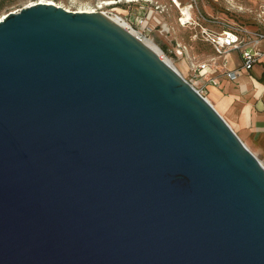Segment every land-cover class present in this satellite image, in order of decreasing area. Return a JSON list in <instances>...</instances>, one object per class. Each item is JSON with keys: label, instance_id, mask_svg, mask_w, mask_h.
Returning <instances> with one entry per match:
<instances>
[{"label": "water", "instance_id": "water-1", "mask_svg": "<svg viewBox=\"0 0 264 264\" xmlns=\"http://www.w3.org/2000/svg\"><path fill=\"white\" fill-rule=\"evenodd\" d=\"M0 264H264V166L115 20L54 4L11 12Z\"/></svg>", "mask_w": 264, "mask_h": 264}, {"label": "rangeland", "instance_id": "rangeland-1", "mask_svg": "<svg viewBox=\"0 0 264 264\" xmlns=\"http://www.w3.org/2000/svg\"><path fill=\"white\" fill-rule=\"evenodd\" d=\"M42 0H0V17ZM71 11L94 10L119 19L143 41L158 47L161 59L172 63L191 85H205L196 77L197 67L219 59L207 33L230 27L258 28L264 19V0H51ZM106 2V3H105ZM192 7V19L182 26L181 8ZM66 9V10H67ZM143 22V23H141ZM165 26L170 30L166 31ZM236 57L237 50L230 52ZM199 82V83H198ZM263 165V164H262Z\"/></svg>", "mask_w": 264, "mask_h": 264}, {"label": "crops", "instance_id": "crops-1", "mask_svg": "<svg viewBox=\"0 0 264 264\" xmlns=\"http://www.w3.org/2000/svg\"><path fill=\"white\" fill-rule=\"evenodd\" d=\"M242 65L241 50H237L236 57L229 52L224 70H237L238 77L231 81L221 76L219 87L207 86L208 98L264 165V54L250 70Z\"/></svg>", "mask_w": 264, "mask_h": 264}, {"label": "built area", "instance_id": "built-area-1", "mask_svg": "<svg viewBox=\"0 0 264 264\" xmlns=\"http://www.w3.org/2000/svg\"><path fill=\"white\" fill-rule=\"evenodd\" d=\"M207 36V41L216 50L219 56L218 58L223 59V61L220 62L219 60L213 59L210 62L200 64L196 69L197 79L204 80L206 84L202 86H199V84L197 88L194 85L192 86L205 99L208 98L207 86L219 87L221 76L231 81L237 79V70H224L226 57L229 52L232 50H241L243 69L250 70L258 63L264 54V19L255 30L237 26L224 29L220 33H207Z\"/></svg>", "mask_w": 264, "mask_h": 264}, {"label": "bare ground", "instance_id": "bare-ground-1", "mask_svg": "<svg viewBox=\"0 0 264 264\" xmlns=\"http://www.w3.org/2000/svg\"><path fill=\"white\" fill-rule=\"evenodd\" d=\"M128 1H130V2H138L139 0H128ZM39 3H41V4H54L55 6H58V7H63V6H61V5H59V4H57L56 2H54V1H51V0H42V1H40V2H36V3H33V4H31L30 6H32V5H36V4H39ZM106 3V2H105ZM67 9V8H66ZM68 10V9H67ZM68 11H71V10H68ZM181 11H182V15H183V17H182V19H181V22H182V26H186V24L187 23H189L190 22V20L192 19V7L191 6H187V7H184V8H181ZM72 12H87V13H94V12H96V11H94V10H79V11H72ZM14 13H18V12H14ZM7 15H5V16H3V17H0V22L1 21H3V19L6 17ZM113 20H115L116 22H118L119 24H121L123 27H125V25H123L120 21H119V19H113ZM165 28H166V31H169L170 29L167 27V26H165ZM136 35V34H135ZM136 36H138V35H136ZM147 46H149L152 50H154V51H158V47L155 45V44H153L152 42H148V41H143ZM158 53V52H157ZM163 60V59H162ZM164 61H166V60H164ZM166 62H168L172 67H173V65H172V63L171 62H169V61H166ZM174 68V67H173ZM175 69V68H174ZM178 72V71H177ZM207 100L209 101V102H211V99H209V98H207ZM211 104V103H210ZM213 106V105H212ZM214 107V106H213ZM215 108V107H214ZM215 109H217L219 112H221L220 111V109L218 108V107H216ZM220 114V113H219ZM221 115V114H220ZM222 116V115H221ZM264 166V165H263Z\"/></svg>", "mask_w": 264, "mask_h": 264}]
</instances>
